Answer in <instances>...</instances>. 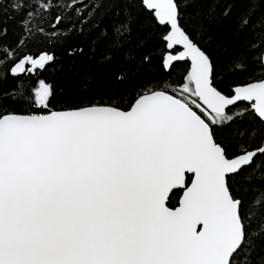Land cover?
Masks as SVG:
<instances>
[{
    "label": "snow or ice",
    "instance_id": "1",
    "mask_svg": "<svg viewBox=\"0 0 264 264\" xmlns=\"http://www.w3.org/2000/svg\"><path fill=\"white\" fill-rule=\"evenodd\" d=\"M126 2L164 29L165 72L189 66L177 86L145 85L127 108L54 111L45 80L0 88V264H264V190L246 198L256 180L264 184V74L226 94L212 53L182 23V3L197 0ZM5 8L25 33H44L48 23L56 41L70 18L64 10L78 11L57 0H0ZM253 15L237 22L235 38L248 35L226 72H246L249 54L264 64V16ZM135 20L130 8L113 25V47ZM12 47L0 44V82L55 60L46 51L16 56ZM133 74L122 67L117 79ZM244 101L250 109H240Z\"/></svg>",
    "mask_w": 264,
    "mask_h": 264
},
{
    "label": "trees",
    "instance_id": "2",
    "mask_svg": "<svg viewBox=\"0 0 264 264\" xmlns=\"http://www.w3.org/2000/svg\"><path fill=\"white\" fill-rule=\"evenodd\" d=\"M57 2L75 4L78 9L64 10L70 13V18L61 25V39L58 41L51 36L52 29L48 23L42 25L44 33L36 31L28 34L19 26L20 17L9 18L15 14L9 13L6 8L0 12V44L12 45L10 52L16 56L36 57L46 51L55 56L54 62L44 70L23 74L19 80L9 74L7 79L0 82L3 91L14 88L19 82H23L25 87L34 88L39 80H45L55 89L52 110H63L95 103L120 104L127 108L132 98L145 90V85L152 87L153 83L159 82L162 87L177 86L175 81L188 64L180 63L171 73L165 72L162 65L165 49L161 39L164 29L150 19L149 14L133 7L126 0H103L102 7L94 12L92 6L100 4L101 0ZM130 8L136 16L131 34L122 46L113 47L112 27L118 20L124 19V13ZM228 8L231 9L229 15L223 16L222 13ZM253 12V20L264 16L262 0H197L196 3L181 5L182 23L196 42L212 53L217 71L216 83L226 94L234 86L255 81L264 74V65L252 54H249L246 72L232 74L224 70L230 57L239 49L241 40L248 35L244 33L239 39L235 38L237 22L240 16ZM4 29L7 30L6 35ZM21 39L25 40L23 45L19 43ZM106 55L112 57L110 63L104 62ZM145 56L149 60L145 61ZM122 67L134 70L132 78L124 82L117 79ZM239 107L241 110L250 109L246 102H240ZM244 123L254 124L255 121L252 116H248ZM231 150L237 151L236 145ZM261 190H264V184L256 180L252 191L246 193V198L251 199ZM176 203L174 197L173 206Z\"/></svg>",
    "mask_w": 264,
    "mask_h": 264
},
{
    "label": "water",
    "instance_id": "3",
    "mask_svg": "<svg viewBox=\"0 0 264 264\" xmlns=\"http://www.w3.org/2000/svg\"><path fill=\"white\" fill-rule=\"evenodd\" d=\"M42 54V53H41ZM38 57V56H37ZM264 65V64H263ZM189 66V65H188ZM251 82H254V81H251ZM249 83V82H248ZM246 84V83H245ZM242 85V84H241ZM236 86H238V85H236ZM236 86H234L233 88H232V90L236 87ZM244 102H246V103H248L249 105H250V102H247V101H244ZM250 108V107H249ZM63 110H66V109H63ZM54 111H61V110H54ZM26 114V113H25Z\"/></svg>",
    "mask_w": 264,
    "mask_h": 264
},
{
    "label": "flooded vegetation",
    "instance_id": "4",
    "mask_svg": "<svg viewBox=\"0 0 264 264\" xmlns=\"http://www.w3.org/2000/svg\"><path fill=\"white\" fill-rule=\"evenodd\" d=\"M39 55H40V54H39ZM39 55H38V56H39ZM36 57H37V56H36Z\"/></svg>",
    "mask_w": 264,
    "mask_h": 264
}]
</instances>
